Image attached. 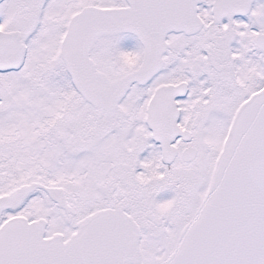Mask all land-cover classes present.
<instances>
[{
    "label": "snow or ice",
    "instance_id": "6c2138e0",
    "mask_svg": "<svg viewBox=\"0 0 264 264\" xmlns=\"http://www.w3.org/2000/svg\"><path fill=\"white\" fill-rule=\"evenodd\" d=\"M0 264H264V0H0Z\"/></svg>",
    "mask_w": 264,
    "mask_h": 264
}]
</instances>
